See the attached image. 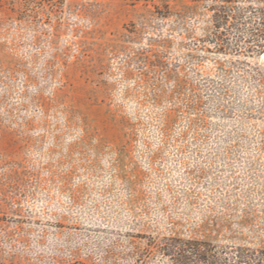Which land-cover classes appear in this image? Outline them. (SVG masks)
Instances as JSON below:
<instances>
[{
	"label": "rangeland",
	"instance_id": "rangeland-1",
	"mask_svg": "<svg viewBox=\"0 0 264 264\" xmlns=\"http://www.w3.org/2000/svg\"><path fill=\"white\" fill-rule=\"evenodd\" d=\"M213 32L204 0H0V264H264V53Z\"/></svg>",
	"mask_w": 264,
	"mask_h": 264
},
{
	"label": "trees",
	"instance_id": "trees-1",
	"mask_svg": "<svg viewBox=\"0 0 264 264\" xmlns=\"http://www.w3.org/2000/svg\"><path fill=\"white\" fill-rule=\"evenodd\" d=\"M204 1L211 11L214 27L210 41L217 50L255 56L264 53V0ZM204 245L203 241L186 239L181 249L203 253L200 247Z\"/></svg>",
	"mask_w": 264,
	"mask_h": 264
}]
</instances>
